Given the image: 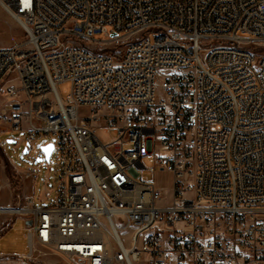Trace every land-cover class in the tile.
<instances>
[{"label":"built area","instance_id":"2783aa9c","mask_svg":"<svg viewBox=\"0 0 264 264\" xmlns=\"http://www.w3.org/2000/svg\"><path fill=\"white\" fill-rule=\"evenodd\" d=\"M0 7L25 37L0 47V134L24 132L29 153L51 136L57 155L53 205L0 206V234L30 223L21 264L36 246L77 264H264V0Z\"/></svg>","mask_w":264,"mask_h":264},{"label":"rangeland","instance_id":"374dc122","mask_svg":"<svg viewBox=\"0 0 264 264\" xmlns=\"http://www.w3.org/2000/svg\"><path fill=\"white\" fill-rule=\"evenodd\" d=\"M24 38L21 27L0 7V47H12L24 40ZM100 39L103 38L101 37ZM58 89L61 97L65 100L70 93V84H60ZM6 103H8L7 99L0 96V110L7 105ZM98 135L103 142H109L113 138L111 133L107 134L103 130H100ZM12 141L18 142V146ZM51 143H55V138L40 136L35 142L32 152L24 155V150L27 147L24 132L7 130L1 133L0 144L4 145L5 149L0 148V186L4 184L3 174H6L7 177L10 176L14 183L19 184L21 176L12 166L14 165L17 169L31 172L36 176V179L33 178L36 193H38L35 202L36 206L48 207L53 205L56 200L57 155L54 152L50 162H37L38 155L41 154V147ZM145 176L150 181H153L164 195L169 197L173 182L171 174L158 172L155 174L146 173ZM3 194H7V191L4 190ZM3 194L2 192L0 193V202L5 201ZM44 196L46 199L42 201ZM19 199L20 197L18 196L17 202ZM169 201L170 199L168 198L167 202ZM36 248L29 264H77L43 247ZM29 253L26 224L22 219L14 218L10 227L0 234V258H2L0 264H21L18 259L23 254L28 255Z\"/></svg>","mask_w":264,"mask_h":264},{"label":"crops","instance_id":"0c3cea01","mask_svg":"<svg viewBox=\"0 0 264 264\" xmlns=\"http://www.w3.org/2000/svg\"><path fill=\"white\" fill-rule=\"evenodd\" d=\"M1 148L5 149L4 145ZM12 166L15 168L16 172L21 176V180L19 184H17L13 182L10 176L7 177L6 174H3L2 177H3L4 184L3 186H0V193L2 192L3 194V191L6 190L7 194H3L5 201L0 202V206L5 207V208L14 207L17 203L18 196L20 198L32 201V203L36 206L35 202H36V196L38 193H36V189H35L36 186L33 181L34 179H36V176L31 172H24V171L17 169L14 165ZM45 199L46 197L44 196L42 198V201H44ZM38 247L40 246H37L36 249H38ZM30 253L28 255L23 254L22 257L29 256ZM32 257H33V254H32Z\"/></svg>","mask_w":264,"mask_h":264},{"label":"water","instance_id":"95a60500","mask_svg":"<svg viewBox=\"0 0 264 264\" xmlns=\"http://www.w3.org/2000/svg\"><path fill=\"white\" fill-rule=\"evenodd\" d=\"M12 143H14L16 145V141H12ZM46 149L48 151H46ZM41 151L43 152L44 157H39L37 159V162L38 163H42L43 161L50 162L51 157H52V153L54 151V144L51 143V144L42 146ZM28 154H29V151H28V148L26 147V149L24 150V155H28ZM26 225H30V223H27Z\"/></svg>","mask_w":264,"mask_h":264},{"label":"snow or ice","instance_id":"6c2138e0","mask_svg":"<svg viewBox=\"0 0 264 264\" xmlns=\"http://www.w3.org/2000/svg\"><path fill=\"white\" fill-rule=\"evenodd\" d=\"M46 151H48V150L46 149Z\"/></svg>","mask_w":264,"mask_h":264},{"label":"trees","instance_id":"16d2710c","mask_svg":"<svg viewBox=\"0 0 264 264\" xmlns=\"http://www.w3.org/2000/svg\"><path fill=\"white\" fill-rule=\"evenodd\" d=\"M56 178H57V175H56Z\"/></svg>","mask_w":264,"mask_h":264}]
</instances>
